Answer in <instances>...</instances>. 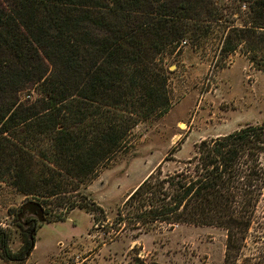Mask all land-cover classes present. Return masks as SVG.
Masks as SVG:
<instances>
[{
    "label": "trees",
    "instance_id": "obj_1",
    "mask_svg": "<svg viewBox=\"0 0 264 264\" xmlns=\"http://www.w3.org/2000/svg\"><path fill=\"white\" fill-rule=\"evenodd\" d=\"M219 37L222 59L240 49L262 60L264 0H0V182L63 208L58 220L76 207L93 211L86 196L73 199L82 185L133 128L171 108L165 55ZM263 155L264 122L204 139L185 167L142 181L119 223L221 228L224 264H264L263 247H248L261 226ZM18 222L31 234L33 224ZM35 233L23 256L0 226L1 257L22 264Z\"/></svg>",
    "mask_w": 264,
    "mask_h": 264
},
{
    "label": "rangeland",
    "instance_id": "obj_2",
    "mask_svg": "<svg viewBox=\"0 0 264 264\" xmlns=\"http://www.w3.org/2000/svg\"><path fill=\"white\" fill-rule=\"evenodd\" d=\"M230 22L244 24L240 18L231 17ZM221 38L209 39L200 49L184 41L165 55L171 108L133 128L126 146L82 185L73 199L80 203L86 196L94 203L93 211L76 207L58 220L63 208L48 207L0 182V226L8 230L13 252L24 256L27 251L30 230L18 222L22 206L35 200L45 208L47 220L38 223L35 247L22 264H224L227 235L221 228L164 224L145 231L127 221L119 223L120 212L126 214L121 210L124 202L151 173L180 170L202 140L264 122V53L259 62L240 49L222 59ZM262 205L261 226L248 237L251 249L264 250V199ZM0 264L13 263L0 255Z\"/></svg>",
    "mask_w": 264,
    "mask_h": 264
},
{
    "label": "water",
    "instance_id": "obj_3",
    "mask_svg": "<svg viewBox=\"0 0 264 264\" xmlns=\"http://www.w3.org/2000/svg\"><path fill=\"white\" fill-rule=\"evenodd\" d=\"M31 215L35 216V218H33L32 221L26 222L25 225L26 226H30L31 224L34 225V228L32 229L30 234L33 240L34 233L36 232L38 223L39 222L42 223L47 220L44 206L38 201L31 200L22 206V210L19 213L18 218L20 221H23V218ZM33 244L35 245V242H33Z\"/></svg>",
    "mask_w": 264,
    "mask_h": 264
},
{
    "label": "bare ground",
    "instance_id": "obj_4",
    "mask_svg": "<svg viewBox=\"0 0 264 264\" xmlns=\"http://www.w3.org/2000/svg\"><path fill=\"white\" fill-rule=\"evenodd\" d=\"M180 125H182V124H180ZM184 126V125H183Z\"/></svg>",
    "mask_w": 264,
    "mask_h": 264
}]
</instances>
